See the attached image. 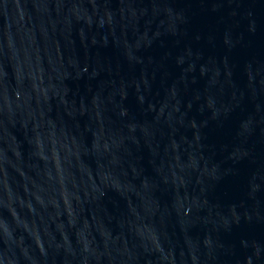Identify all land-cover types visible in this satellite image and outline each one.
Here are the masks:
<instances>
[{
    "label": "water",
    "instance_id": "1",
    "mask_svg": "<svg viewBox=\"0 0 264 264\" xmlns=\"http://www.w3.org/2000/svg\"><path fill=\"white\" fill-rule=\"evenodd\" d=\"M0 264H264V0H0Z\"/></svg>",
    "mask_w": 264,
    "mask_h": 264
}]
</instances>
